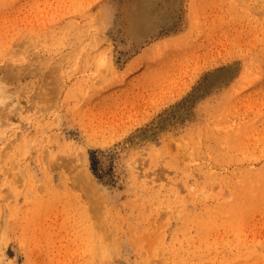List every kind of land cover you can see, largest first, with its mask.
I'll return each instance as SVG.
<instances>
[{"label": "rangeland", "instance_id": "1", "mask_svg": "<svg viewBox=\"0 0 264 264\" xmlns=\"http://www.w3.org/2000/svg\"><path fill=\"white\" fill-rule=\"evenodd\" d=\"M0 264H264V0H0Z\"/></svg>", "mask_w": 264, "mask_h": 264}, {"label": "bare ground", "instance_id": "2", "mask_svg": "<svg viewBox=\"0 0 264 264\" xmlns=\"http://www.w3.org/2000/svg\"><path fill=\"white\" fill-rule=\"evenodd\" d=\"M153 3V2H152ZM160 4V3H159ZM151 9V8H150ZM147 10L145 9L143 12H142V7H140V9H138V16H136V17H138L139 18V20L140 19H144L143 17H145L146 19H147V17L146 16H149V13L148 12H146ZM141 12H142V14H141ZM137 21V20H136ZM3 104V103H2ZM5 104V103H4ZM3 104V105H4ZM82 163V162H81ZM80 165H83V164H80ZM79 165V166H80ZM85 172V171H84ZM86 175L87 176V174L86 173H83V171L80 173V175L79 176H83V175ZM80 178V177H79Z\"/></svg>", "mask_w": 264, "mask_h": 264}]
</instances>
